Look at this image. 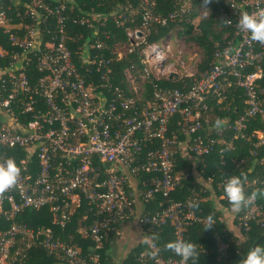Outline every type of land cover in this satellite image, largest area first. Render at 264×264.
Returning a JSON list of instances; mask_svg holds the SVG:
<instances>
[{"label": "built area", "instance_id": "2783aa9c", "mask_svg": "<svg viewBox=\"0 0 264 264\" xmlns=\"http://www.w3.org/2000/svg\"><path fill=\"white\" fill-rule=\"evenodd\" d=\"M155 5V0H138L136 9L128 5L140 14L139 26L125 27L127 53L137 50L139 55V80L125 70L130 83L122 86L111 81L113 60L121 57L95 52L108 47L98 28L82 41L81 34L68 32L70 24L91 28L100 19L103 24L107 15L81 11L75 0H0V163L13 158L21 169L17 183L0 193V264H27L30 250L38 247L57 257L56 264H106L100 252L104 240L112 232L118 236L120 223L132 219L144 239L157 236L169 223L172 242L184 241L186 226L193 221L207 224V217L190 207L200 200L196 190L183 199L171 195L184 177L176 169L178 155L199 160L215 151L223 165L224 153L234 149L237 137L255 139L252 154L264 144V128L244 132L249 117L264 121V43L253 41L238 25L242 14L264 9V0H172L165 13ZM75 9L82 14L74 15ZM212 12L232 32L213 41L208 67L181 88L160 86L156 81L172 72L194 76L192 68L179 73L185 61L173 45H181L177 36L183 22L196 28ZM170 22L172 33L144 41L153 23ZM141 41L145 44L140 46ZM119 42L112 43L111 54ZM145 81L151 83L148 96ZM229 86L243 92L246 106L221 127L211 123L212 101L221 100ZM174 116L176 130L171 128ZM225 129L233 132L231 137L224 135ZM259 163L264 170V155ZM143 173L150 177L140 179ZM157 194L162 197L158 209L145 206L135 212L137 201L146 204ZM82 204L84 222L78 231L92 240L85 253L52 226L17 219L25 211L39 212L64 229ZM244 207L238 222L247 229L259 214L255 196ZM220 247L224 250L227 242ZM171 252L163 255L156 240L154 246L145 243L138 258L141 264H191Z\"/></svg>", "mask_w": 264, "mask_h": 264}, {"label": "trees", "instance_id": "16d2710c", "mask_svg": "<svg viewBox=\"0 0 264 264\" xmlns=\"http://www.w3.org/2000/svg\"><path fill=\"white\" fill-rule=\"evenodd\" d=\"M75 2L81 8V11H95L108 16L107 20L103 22V24H101V21H103L102 19L96 20L95 27L90 28L78 24H70L68 27V32L71 35L77 37L78 34H81V41L86 38H91L94 29L98 28L99 37L105 40L108 47L102 50H95L96 53H103L106 56L111 55L115 57V54L110 53V46L112 43L122 40L128 42L125 27L135 28L140 24L139 12H132L128 8V5H130L132 8L136 9L138 0H75ZM155 2L156 9L162 13H165L172 8V0H155ZM216 7L217 6L214 5L215 9ZM73 14H82V12L80 13V11L75 9ZM194 16L195 14L192 12L190 17L193 18ZM183 23L184 28L178 31V35H190L195 28H193V25L190 22ZM220 24L222 25V28L220 31H217L216 27ZM172 25V22H170L167 26H160L156 23H153L149 30L145 31L144 41L150 43L159 40L162 36L169 32L172 33ZM196 27L199 29V32L195 33L194 35L191 34L190 37L202 47L205 54L204 60H202L199 64L198 72H196L194 76H170L168 78L159 79L156 82L160 86L181 88L185 83H191L193 78L199 75L200 71L208 67L213 53V41L216 39L221 40L224 32H232V28L230 26L226 25L225 22L216 19L214 12H212L208 18L201 19ZM106 34L109 35L108 39H105ZM144 44L145 43L143 41L140 42V46ZM70 45H72V48H75L77 44L76 42H72ZM138 63L139 55L137 50L127 53L118 60L115 58L112 64L114 71L113 77L111 79L112 84H123L122 86H126V82L127 84L130 83V80H127L124 73L125 70H129L130 77L134 78L135 81L139 80L135 73ZM262 79L263 80H260V83L264 84V77ZM143 84L146 87L145 95H150L151 83L145 81ZM223 95L224 97L221 100L218 101L215 99L212 101V110L214 116L211 120V123L214 124L216 123L217 119L223 118L225 123H221L220 126L226 127V123L229 120H232L238 113H241L244 110L246 103L243 92L234 86L227 87L224 90ZM262 99L264 106V94L262 95ZM172 121L171 128L176 130L178 127V116H174ZM255 128H264V121H262L260 117H249L246 119L244 132L250 133V131ZM232 134L233 132L231 130H224V135L227 138L231 137ZM254 140V138L247 140L241 139L239 137L234 139L235 147L232 150L225 151V162L223 165L220 164L219 153L215 151L201 157L198 160L196 169L204 177L211 176L213 179V184H217V182L221 181L229 174L240 175L242 177L245 195L248 196L251 193H255V202L259 210V214L257 215L256 219L249 222L247 229L243 228V226H240L244 238L239 240L236 236L231 235V233H228L223 229V223L219 220L218 211L216 212L215 208L213 207L211 199H207V201L201 203L200 201L196 202L198 204V207L194 208L196 212L204 217L211 216L215 224L210 229L206 230V224L198 221H193L186 226L184 241L193 242L197 245L199 251V255L197 257L194 259H189L191 264H238L248 252L255 239L263 233L264 194L262 193H264V170L263 166L259 163V158L264 155V144L256 148V154H252L251 150L254 149ZM191 168L192 167L190 165H187L185 159L178 155L176 169H184L187 172V175L181 179L180 185L172 192L171 195L174 199L185 198L193 189L199 192V195L201 194L198 186L196 188L193 184L194 178L191 174ZM139 177L140 179H145L150 177V174L143 173L140 174ZM222 187L223 183L221 185V188ZM219 193L220 191L216 190V194ZM161 198V195L157 194L155 199L146 202V210L150 211L158 209V202L161 200ZM84 207L85 205L82 204L81 207H78L73 212L70 221L67 223L64 229L52 225L48 217L42 216L39 212L25 211L18 215L17 219L32 226H52L55 233L59 237H62L63 240L68 241L69 243L81 246L82 252L85 253L88 249V246L92 244V240L82 236V234L78 231V227L84 222L82 219ZM242 211L240 214H242ZM172 230V226L167 223L160 229V232L156 236L157 243L162 248V253L165 256L172 254L171 249L166 247L167 243L172 242L173 240ZM112 237H115L113 232L106 240H104L103 248L100 249L102 259L106 262V264H112L108 255L104 253L105 248L108 246V241ZM218 237L222 241L227 242V247L224 250H218ZM259 244L264 245V240ZM144 247V242L138 247H135L129 254H127L123 264H141L138 255ZM57 261V257L38 247L30 250L27 264H56Z\"/></svg>", "mask_w": 264, "mask_h": 264}, {"label": "clouds", "instance_id": "9594fccd", "mask_svg": "<svg viewBox=\"0 0 264 264\" xmlns=\"http://www.w3.org/2000/svg\"><path fill=\"white\" fill-rule=\"evenodd\" d=\"M238 25L241 30H247L250 33V38L253 41L264 43V9H258L254 13L242 14ZM221 123L220 120L216 121L217 126ZM20 171L21 169L13 158H8L3 163H0V193L17 183ZM223 192L230 204L236 209L247 206L255 196V193L252 196L245 195L242 177L236 174H229L225 177ZM190 207L197 208L198 204L193 202ZM214 224L212 217H207L205 230L210 229ZM156 239L157 237L153 233L145 236L144 242L154 246ZM166 247L180 256L182 262L194 259L199 255L197 245L191 241L177 240L167 243ZM155 254V252L152 253V255ZM243 264H264V245L256 244L252 246L244 257Z\"/></svg>", "mask_w": 264, "mask_h": 264}, {"label": "crops", "instance_id": "0c3cea01", "mask_svg": "<svg viewBox=\"0 0 264 264\" xmlns=\"http://www.w3.org/2000/svg\"><path fill=\"white\" fill-rule=\"evenodd\" d=\"M181 157L185 159L187 165H190L191 174L193 179V184L200 191V203L207 201V199L212 200L213 207L216 212L218 211L219 220L223 223V229L231 235L236 236L239 240L244 238V235L241 231L238 217L241 211L244 209L242 206L239 209L234 208L226 195H224L223 187L221 185L213 184L212 182L207 181V177H204L197 169L198 160L191 155L186 153L182 154ZM183 176L186 177L187 172L184 169L178 170ZM197 183V184H196ZM221 188V189H220ZM195 190V189H194ZM216 190H219L220 193L216 194ZM207 193V194H205ZM146 204L142 201H137L135 206V212L140 213ZM200 211V210H199ZM143 230L137 225L135 220H125L119 225V234L118 236L112 237L108 241V246L105 248V251L110 258L112 264H123V261L127 254H129L135 247H138L143 243ZM223 242L219 237L217 238L218 250L221 249L220 244Z\"/></svg>", "mask_w": 264, "mask_h": 264}, {"label": "rangeland", "instance_id": "374dc122", "mask_svg": "<svg viewBox=\"0 0 264 264\" xmlns=\"http://www.w3.org/2000/svg\"><path fill=\"white\" fill-rule=\"evenodd\" d=\"M196 22L197 19H194ZM199 29L196 27L192 31V35L195 33H198ZM190 34V35H191ZM189 34L185 35H178L177 38L180 39L181 45L179 46L178 42H174V49L176 50L177 48H180L183 53V58H184V68L179 69V73H185L187 71H190V68L194 71V73L198 72L199 69V64L201 63L202 60H204V51L202 47L190 37ZM127 49H128V43L125 41H121L118 44H116L114 50H115V55L118 57H123L127 54ZM178 77V75H177Z\"/></svg>", "mask_w": 264, "mask_h": 264}, {"label": "water", "instance_id": "95a60500", "mask_svg": "<svg viewBox=\"0 0 264 264\" xmlns=\"http://www.w3.org/2000/svg\"><path fill=\"white\" fill-rule=\"evenodd\" d=\"M170 76H176V73L175 72H172V73H170ZM264 240V231H263V233L260 235V236H258L256 239H255V241L252 243V245H251V247L252 246H255L256 244H259L260 242H262ZM251 247L249 248V250L251 249ZM248 250V251H249ZM247 254V253H246ZM246 254H245V256H246ZM244 256V257H245ZM244 257L240 260V262L238 263V264H243V259H244Z\"/></svg>", "mask_w": 264, "mask_h": 264}]
</instances>
